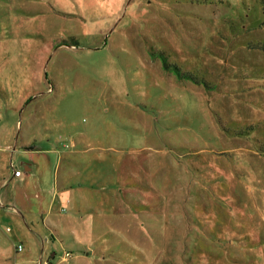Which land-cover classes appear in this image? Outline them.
I'll return each mask as SVG.
<instances>
[{"label": "rangeland", "instance_id": "1", "mask_svg": "<svg viewBox=\"0 0 264 264\" xmlns=\"http://www.w3.org/2000/svg\"><path fill=\"white\" fill-rule=\"evenodd\" d=\"M27 122L88 204L4 210L0 264H264V0H0V144Z\"/></svg>", "mask_w": 264, "mask_h": 264}, {"label": "crops", "instance_id": "2", "mask_svg": "<svg viewBox=\"0 0 264 264\" xmlns=\"http://www.w3.org/2000/svg\"><path fill=\"white\" fill-rule=\"evenodd\" d=\"M25 130L24 136H18L20 142L16 145L19 146L0 144V217L9 209L15 216L22 217L30 229L35 227L34 219H39L40 225L47 226L61 238L60 234L74 222L68 219L64 223L55 216L57 204L63 205L57 211L65 213L64 204L71 203L70 192L76 189L82 204H88V198L79 187L74 189L72 184L66 183L68 163L61 150L63 144L57 146L56 142L46 140L39 146L42 138L33 135L29 122ZM15 170H20V174L15 175Z\"/></svg>", "mask_w": 264, "mask_h": 264}, {"label": "built area", "instance_id": "3", "mask_svg": "<svg viewBox=\"0 0 264 264\" xmlns=\"http://www.w3.org/2000/svg\"><path fill=\"white\" fill-rule=\"evenodd\" d=\"M19 174H20V170H15V175H19ZM17 249L21 250L22 249V244H18ZM68 255H69V253L66 252V256H68ZM45 264H49V263L46 262Z\"/></svg>", "mask_w": 264, "mask_h": 264}]
</instances>
